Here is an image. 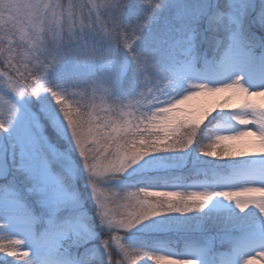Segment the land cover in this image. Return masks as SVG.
<instances>
[{
    "label": "snow or ice",
    "instance_id": "6c2138e0",
    "mask_svg": "<svg viewBox=\"0 0 264 264\" xmlns=\"http://www.w3.org/2000/svg\"><path fill=\"white\" fill-rule=\"evenodd\" d=\"M0 264H264V0H0Z\"/></svg>",
    "mask_w": 264,
    "mask_h": 264
}]
</instances>
